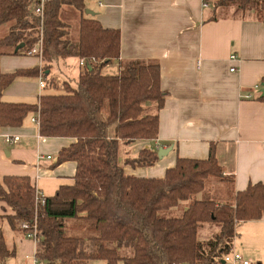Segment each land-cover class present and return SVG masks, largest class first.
<instances>
[{
    "label": "trees",
    "instance_id": "1",
    "mask_svg": "<svg viewBox=\"0 0 264 264\" xmlns=\"http://www.w3.org/2000/svg\"><path fill=\"white\" fill-rule=\"evenodd\" d=\"M87 0H46L43 18L34 13V0H0V56H30L41 38V66L0 76V95L18 77H42L50 93L36 104L0 102V127H20L29 117L38 118V132L45 138L75 142L59 151L55 166L74 162L69 183L35 204V188L26 177H5L0 201L8 214L0 215V263L15 257L2 228L25 233L35 229L38 242L34 258L43 264H219L231 252L237 227L264 217V185L249 184L232 201L218 203L195 198L206 181L223 173L210 145L206 160L177 158L162 178L128 175L124 167H152L157 152L143 148L135 158L119 154L137 141H154L159 111L167 93L160 88V67L155 61L120 60V34L106 29L97 14L85 13ZM80 14L77 40L68 38L61 10ZM219 18L264 22V0H214ZM226 14H223V12ZM42 22V24H41ZM19 45L21 48L17 49ZM69 58L85 61L75 79L56 83L48 79L59 63ZM117 63L116 75H102ZM264 101V96L257 98ZM186 203L177 217H166ZM218 225L209 239L199 241L198 229Z\"/></svg>",
    "mask_w": 264,
    "mask_h": 264
},
{
    "label": "crops",
    "instance_id": "2",
    "mask_svg": "<svg viewBox=\"0 0 264 264\" xmlns=\"http://www.w3.org/2000/svg\"><path fill=\"white\" fill-rule=\"evenodd\" d=\"M213 2L87 0L85 4L97 14L103 28L119 31L120 60L159 64L160 88L167 93L159 111L157 139L134 142L121 150L119 157L123 162L128 152L135 158L143 148L157 152L171 147V151L152 167L125 166L124 172L162 178L177 158L206 160L213 144L218 165L228 179L220 186L223 191H214L211 200L224 203L249 184L264 185V101L257 99L264 83V22L232 17L205 21L219 14L213 13ZM4 34L5 29L0 38ZM231 56L236 60H230ZM73 64L66 60L58 67L73 76ZM40 66L38 57L0 56V76ZM116 70L115 74L118 65ZM46 87L39 88V77H18L3 90L0 102L36 104L41 95L52 91ZM247 95L251 97L247 99ZM31 118L27 117L20 127H1L0 184L5 177H26L37 194L49 197L75 174L74 162L54 165L59 151L75 140L41 137ZM5 135L19 136L20 140L9 145ZM198 195L196 199L200 200ZM5 214L7 209L0 201V215ZM12 236L15 240L8 245L14 246L16 254L3 264L9 260L35 264V244L21 233ZM231 252L250 264H264V217L239 225Z\"/></svg>",
    "mask_w": 264,
    "mask_h": 264
},
{
    "label": "rangeland",
    "instance_id": "3",
    "mask_svg": "<svg viewBox=\"0 0 264 264\" xmlns=\"http://www.w3.org/2000/svg\"><path fill=\"white\" fill-rule=\"evenodd\" d=\"M220 12V11H219ZM223 12V11H222ZM223 14H226L225 12H223ZM79 16L80 14L78 13L77 10H75L74 8L71 7H65L61 10L60 13V19L62 21H64L67 25H68V38L75 43L77 40V33H78V20H79ZM4 28H6V26L1 27L0 28V36L2 31H4ZM5 35V34H4ZM40 59V58H39ZM68 61H74L75 64H73L72 69L74 71V73H72L73 76H71L69 74H64L63 69L61 68V66L59 67H55L51 74L49 75L48 79H50L52 76H54V74L57 75V77H54L56 79V83H59L65 79H75L76 74L78 73V66H77V60L75 58H69ZM117 69V65L115 63H112L111 65H109L108 68H104L101 70V74L102 75H116V70ZM55 71V72H53ZM59 77V79H58ZM73 77V78H72ZM52 90V88H50ZM53 91V90H52ZM51 92V91H49ZM227 177H225L222 173V175L220 177H211L208 178L206 181V185H205V189L203 192L199 193L198 197L200 199H212V193L215 191V193L221 192L223 191V189H220V186H222V184H224L223 182L227 181ZM225 185V184H224ZM226 187L229 188L230 185L227 183ZM195 198H197L195 196ZM184 206H186V203H182V205H179V207H177L174 211H170V212H165L164 215L166 217H177L180 216L182 213V209L184 208ZM7 212H9V209H7ZM239 228V226L237 227ZM20 229L22 230L21 226ZM219 227L216 224H205L202 225L199 229H198V233H197V237L199 241H204L207 240L209 238H211L217 231H218ZM3 231V235L4 238L6 239V241L8 242V244L10 245L12 242V239L15 240V238H13L12 236V232L3 226L2 228ZM20 233V232H19ZM22 235H24V233H21ZM5 264H16V261H12L9 260L7 261ZM24 264V263H22ZM43 264V263H41Z\"/></svg>",
    "mask_w": 264,
    "mask_h": 264
},
{
    "label": "built area",
    "instance_id": "4",
    "mask_svg": "<svg viewBox=\"0 0 264 264\" xmlns=\"http://www.w3.org/2000/svg\"><path fill=\"white\" fill-rule=\"evenodd\" d=\"M34 2H35L34 13L42 19L46 0H34ZM204 6L206 7V4ZM41 24H42V22H41ZM41 48H42V40L40 38L39 41L35 44V46L30 50L28 55L34 56V55L38 54L39 56H41ZM230 60H236V57L235 56H231ZM84 65H85V61L84 60H80L79 61V67L83 68ZM230 71L234 72L235 69L231 68ZM45 86H46V84H45L44 80L42 79V77H39V88L40 89H44ZM250 97H251L250 95L246 96L247 99H249ZM31 122L38 126V118L37 117H32L31 118ZM0 130H1V127H0ZM19 140H20L19 136H15V135H5L4 136L5 143H7L9 145L16 144V143L19 142ZM47 159H50V158L48 157ZM35 194H36L35 195V204L37 206H41L42 207L44 205V197H42L41 195L37 194L36 192H35ZM21 228L23 230H25V233L23 235L25 239L31 240L34 244H36L38 242V238L36 236L35 229L30 230L28 228V225H26V224H23L21 226ZM222 261L224 263H227V264H232V263L250 264V262L244 260L241 255H239L237 253H232V252H229L228 254L224 255L222 257ZM35 264H41V263L35 260Z\"/></svg>",
    "mask_w": 264,
    "mask_h": 264
},
{
    "label": "water",
    "instance_id": "5",
    "mask_svg": "<svg viewBox=\"0 0 264 264\" xmlns=\"http://www.w3.org/2000/svg\"><path fill=\"white\" fill-rule=\"evenodd\" d=\"M85 13H86L87 15H89V16H94V15H95V13H94L93 11L89 10V9H86V10H85ZM21 47H22V45H19V46L17 47V49H19V48H21ZM261 87H262V88H261V90H260V95H261V96H264V83L262 84ZM170 151H171V147H168V148H159L158 151H157V157H158V159H159V160L162 159V158L165 157ZM221 263L224 264L223 262H221Z\"/></svg>",
    "mask_w": 264,
    "mask_h": 264
}]
</instances>
